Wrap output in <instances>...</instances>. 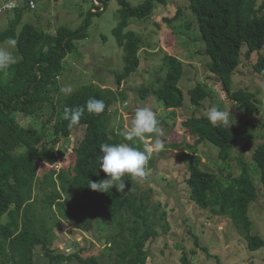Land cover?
<instances>
[{"label": "trees", "instance_id": "16d2710c", "mask_svg": "<svg viewBox=\"0 0 264 264\" xmlns=\"http://www.w3.org/2000/svg\"><path fill=\"white\" fill-rule=\"evenodd\" d=\"M156 1L163 0H146L136 7L119 0V20L113 35L124 51L125 64L123 71L114 74L116 89L91 83L75 89L57 102L53 97L61 95L57 79L63 72V62L67 52L77 51L76 43L86 38L88 24L77 30L61 26L55 34H48L31 24H22L23 17L35 7L36 0L32 7L26 0L11 11L13 17L7 29L0 32V44L13 41L16 45L14 55L18 58L7 73H0V264H36L37 247L43 251L47 260L45 264L70 261L71 256L52 252L46 239V235L61 222L55 210L62 220L73 219L75 226L82 231L96 222L108 246L106 250H116L117 264H146L145 246L151 241L152 233L163 225L165 214L161 212L162 218L156 212L148 214L144 200L136 196L137 187L131 177H125L123 191L113 187L110 194L93 191L88 185L89 180L95 182L106 177L98 164L102 155L100 145L124 143L116 124L109 126L111 109L118 98L123 103L127 102L122 82L136 73L142 50L141 39L125 30L131 20L149 18ZM259 1L187 0L205 45L203 54L210 60V72L216 73L227 98L248 116L257 113V100L247 91H233L231 85L244 47L247 58L264 47V4L259 6ZM160 61L163 67L156 72L151 85L141 86L140 99L146 100L152 95L169 112L168 118L175 120L176 110L183 106L184 100L178 86L183 65L178 58L168 54H164ZM253 70L264 74V55L258 56ZM188 95L195 108L201 107L209 97L207 90L200 85L190 90ZM89 98L103 100L104 111L97 115L85 110L80 123L69 127V121L63 118L64 109L85 106ZM19 116L39 123L42 132L36 134L21 126L17 119ZM79 129H83V133L73 149V165L59 171L52 170L39 182L42 164H54L65 157L61 149L55 151L52 147ZM45 131L51 133V140L47 139ZM245 132V128L239 130L221 123L214 125L207 116H192L182 123V134L190 141L182 153L188 155L186 151H190L194 154L187 178L190 201L200 209H209L213 215H225L239 232L241 227L244 228L248 248L257 250L264 246V241L252 235L250 230L252 224L248 209L257 196L251 166L244 163L238 178L228 176L226 181H219L216 174L199 168L201 159L195 152L203 143L225 149L232 137L243 139ZM139 148L144 150V144L139 143ZM252 161L264 188V139L252 154ZM152 166L150 157L146 171ZM39 185L45 191L39 201L41 212H38L34 198ZM48 187L51 189L47 191ZM3 217H6L4 222ZM75 258L81 264H99L93 257L82 259L75 255Z\"/></svg>", "mask_w": 264, "mask_h": 264}, {"label": "rangeland", "instance_id": "374dc122", "mask_svg": "<svg viewBox=\"0 0 264 264\" xmlns=\"http://www.w3.org/2000/svg\"><path fill=\"white\" fill-rule=\"evenodd\" d=\"M125 1L132 7L146 2ZM3 4L4 0H0V9ZM262 4L264 2L260 0L258 5ZM119 9V0H37L35 7L26 12L22 24H31L38 31L48 34H55L61 26L77 30L88 24L85 28L86 38L76 43L77 51L67 52L63 72L57 79L61 95L54 94L55 102L91 83L102 88L116 89L114 74L123 71L125 64L124 51L117 45L113 35V29L119 20ZM12 17L11 11L0 12V32L7 29ZM130 22L125 31L133 32L142 42L140 66L135 74L122 82V90L128 99L123 103L118 98L111 109L109 126L116 124L124 143H131L124 139L123 131L131 126L135 111L147 107L157 114L159 128L163 133L159 139L164 144V149L151 154L153 166L143 178H133L137 187L136 196L144 200L149 209L148 214L156 212L161 218V212L165 214L163 225L152 233L151 241L145 246L146 264H264V246L250 250L244 238V228L241 227L239 232L225 215H213L209 209H200L190 201L187 178L190 175L189 166L193 163L191 156L194 154L190 151H186L188 155L182 153L190 142L182 134V123L192 116H207L211 107L230 113L228 120L232 127L239 130L245 128L243 139L232 137L229 147L225 149L203 143L195 152L201 159L199 168L216 174L219 181H226L228 176L238 178L240 167L244 163L251 166L250 173L257 196L248 209V218L252 224L250 230L252 235H257L264 241V188L259 181L258 169L252 161V154L264 139V74H257L253 70L258 56L264 55V47L249 58L245 56L244 47L241 63L232 77L233 91H247L257 100V113L248 116L227 98L217 81L216 73L210 72V60L203 54L205 45L187 0L156 1L149 18ZM0 48L7 49L13 55L16 51L15 43L3 42ZM164 54L175 56L183 65L178 86L183 92L184 100L183 106L176 110L175 120L168 118L169 112L152 95L146 100L140 99L141 86H149L154 82L156 72L163 67L160 60ZM15 58L18 59L17 56ZM197 85L204 87L209 93V97L199 108L191 105L188 95ZM17 119L21 126L33 133L42 132L40 124L33 119L23 116ZM44 133L48 140L52 139L49 131ZM82 133L83 129H79L70 138L61 140L52 147L55 151L61 149L65 157L63 161L59 160L54 164H42L39 168V182L50 171L67 169L73 165V149ZM154 139L147 143L153 144ZM134 146L139 147V143ZM50 189L48 187L47 191ZM44 192V188L37 186L34 198L38 203V212H41L38 207ZM55 214L61 222L46 235L49 249L72 257L70 261L59 264H81L75 255L82 259L93 257L99 264H117L116 250H106L108 246L102 232L97 229L96 222L88 230L82 231L75 226L73 219L62 220L56 210ZM5 220L6 217H3L2 222ZM35 258L36 264L47 262L40 247L36 249Z\"/></svg>", "mask_w": 264, "mask_h": 264}, {"label": "clouds", "instance_id": "9594fccd", "mask_svg": "<svg viewBox=\"0 0 264 264\" xmlns=\"http://www.w3.org/2000/svg\"><path fill=\"white\" fill-rule=\"evenodd\" d=\"M10 44L14 43L9 41ZM16 63L15 56L5 48H0V73H7L12 65ZM70 92V89H62ZM105 109L103 100L89 98L85 106L75 108H65L63 118L69 121V127L80 123L85 110L90 114H100ZM207 119L212 124H225L231 126L228 117L230 113L220 111L216 107H211L207 111ZM157 114L147 107L138 108L135 111L131 126L123 131V137L131 143L100 145L102 155L98 158L100 170L106 174L104 179L98 181L89 180L88 188L100 193H109L115 187L119 192L126 187L125 177L143 178L146 175V165L153 151L164 149V144L159 139L163 135L159 128ZM155 138V139H154ZM149 145L147 142L153 140ZM137 143L144 144V150L134 146ZM98 175V173H96Z\"/></svg>", "mask_w": 264, "mask_h": 264}, {"label": "built area", "instance_id": "2783aa9c", "mask_svg": "<svg viewBox=\"0 0 264 264\" xmlns=\"http://www.w3.org/2000/svg\"><path fill=\"white\" fill-rule=\"evenodd\" d=\"M26 0H4V4L2 8L0 9V12L2 11H12L15 8L20 7ZM35 0H27V3L29 6L34 5Z\"/></svg>", "mask_w": 264, "mask_h": 264}, {"label": "crops", "instance_id": "0c3cea01", "mask_svg": "<svg viewBox=\"0 0 264 264\" xmlns=\"http://www.w3.org/2000/svg\"><path fill=\"white\" fill-rule=\"evenodd\" d=\"M37 1V0H36ZM97 2V1H96ZM100 4L102 3V2H99ZM98 4V3H97ZM99 7V6H98Z\"/></svg>", "mask_w": 264, "mask_h": 264}]
</instances>
